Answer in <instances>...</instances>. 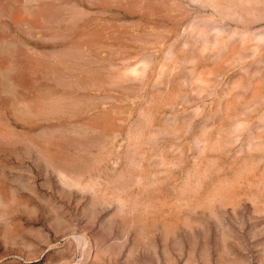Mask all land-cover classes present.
Returning a JSON list of instances; mask_svg holds the SVG:
<instances>
[{"label": "rangeland", "instance_id": "obj_1", "mask_svg": "<svg viewBox=\"0 0 264 264\" xmlns=\"http://www.w3.org/2000/svg\"><path fill=\"white\" fill-rule=\"evenodd\" d=\"M0 264H264V0H0Z\"/></svg>", "mask_w": 264, "mask_h": 264}]
</instances>
